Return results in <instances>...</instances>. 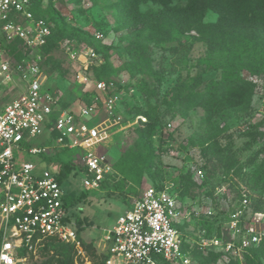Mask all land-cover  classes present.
Instances as JSON below:
<instances>
[{
  "label": "rangeland",
  "instance_id": "obj_1",
  "mask_svg": "<svg viewBox=\"0 0 264 264\" xmlns=\"http://www.w3.org/2000/svg\"><path fill=\"white\" fill-rule=\"evenodd\" d=\"M41 3L44 11L52 4L69 28L88 33L111 47L105 56V63L110 65L105 78L124 83L130 114L144 116L153 125L147 143L140 139L143 128L131 126L120 128L111 144L101 146L114 170V185L86 192L73 173L66 181L68 193L74 196L72 214L82 229L83 254L75 249V264H100L97 247L102 229L114 226L135 194L151 186H170L178 196L187 214L182 231L197 260L201 254L212 252V248L199 246L203 239L209 242L223 231L226 240L233 237L225 223L244 195L259 199L258 207L264 209L263 36L211 30L208 25L218 22L213 12L206 15L197 30L177 11L171 13L151 2H130L128 11H123L120 0ZM186 3L179 0L170 7L182 8ZM63 46L86 48L76 39ZM132 46H137L138 58L130 54ZM53 58L54 64H45L46 86L72 108H78L87 90L77 83L81 65L72 62L62 48L53 52ZM241 82L251 87L247 101L206 123L202 101L219 94L229 83ZM13 88H2V93L19 96L21 88ZM100 120L91 119L87 124L96 125ZM54 144L46 133L28 148L48 149ZM148 149L152 150L151 156ZM81 153L74 149L53 155L68 160ZM229 158L235 162L231 170L227 168ZM36 160V156H26L28 162ZM59 164L54 161L40 166L54 172ZM50 248L43 244L36 254H28L23 264H58ZM229 264H264V253L248 257L243 253L231 257Z\"/></svg>",
  "mask_w": 264,
  "mask_h": 264
},
{
  "label": "built area",
  "instance_id": "obj_2",
  "mask_svg": "<svg viewBox=\"0 0 264 264\" xmlns=\"http://www.w3.org/2000/svg\"><path fill=\"white\" fill-rule=\"evenodd\" d=\"M33 8L32 0H0V264H23L48 238L83 254L80 226L65 202L61 166L54 172L42 169L41 164H50L42 155L54 160V153L81 150L80 155L64 161L75 160L78 166L73 174L82 189L97 192L116 182L101 146L111 144L121 130L147 122L141 115L126 120L130 101L124 83L92 78V68L105 63L92 48L76 51L62 46L72 62L80 63L77 83L88 95V100L81 98L78 108H63L60 95L46 86L43 48L49 43L53 24L37 17ZM16 40L21 42L20 61L7 50ZM10 85L13 90L21 88V94L15 98L3 94L2 88ZM95 118L102 120L87 124ZM46 133L54 145L28 148ZM27 155L36 156V162L26 161ZM171 189L167 185L144 189L114 226L102 229L97 248L106 256L105 264H199L182 231L187 214ZM253 202L244 195L229 215L225 226L231 239L226 240L223 231L199 243L222 255L216 264H229L231 257H240L264 242V210H255Z\"/></svg>",
  "mask_w": 264,
  "mask_h": 264
},
{
  "label": "trees",
  "instance_id": "obj_3",
  "mask_svg": "<svg viewBox=\"0 0 264 264\" xmlns=\"http://www.w3.org/2000/svg\"><path fill=\"white\" fill-rule=\"evenodd\" d=\"M34 2L33 12L37 17L44 18L53 24L52 35L49 38V43L46 47L43 48V55L46 57L45 64H54L55 59L53 58V52L56 51L58 48H62L64 44H70L75 39L86 46V48L94 49L98 54H101L104 59L105 56H108L109 51H111V47H107L103 45V43L99 40H96L92 35L88 33H84L83 31L76 29V28H69L61 14L56 10V8L49 4L46 11H44L41 7L42 0H32ZM175 1L179 0H120V6L123 7V11H128L131 7L130 2H135V5L140 3H148L151 2L153 4H157L160 6L166 7V9H170L171 13L173 11H177L181 16H185V18L191 22L189 23L194 24L197 30L200 28L199 26L202 25L204 18L209 12H213L218 16V22L213 25H208L211 30L214 31H224V32H232L235 33L236 31L241 32L242 34L248 35L249 33H259L261 36L264 37V0H187V3L182 8H174L172 9L170 6ZM133 6V5H132ZM189 17V18H188ZM21 42L16 40L13 44H10L7 48L9 54L15 59L16 61L21 60V54L19 52V45ZM76 51H81L76 47L71 46ZM64 49V48H62ZM136 49V51L134 50ZM65 50V49H64ZM129 52L133 57L138 58L137 55V46L135 48L129 47ZM110 65L108 63H104L100 67H93L91 70L92 78L97 81H109L113 78H105L106 74L109 75L108 69ZM52 90V89H51ZM53 91V90H52ZM251 93V87L249 83L241 82V83H229L222 87V90L219 94H214L205 100L202 101L200 104V108L204 115V120L206 123H211L213 118H217L223 113L238 109L240 108L249 98ZM85 96V100H88V95L83 94L82 97ZM81 97V98H82ZM61 105L63 108H70L71 106L64 102L61 99ZM129 107H127V115L126 120H134L137 115H131L129 112ZM143 129L140 130L141 137L140 139L143 140L145 143L148 142L150 137V131L153 129V125L150 123V120L147 119V122L144 123L142 126ZM216 144V143H215ZM214 144V145H215ZM150 156L152 155V150L148 149ZM149 156V157H150ZM43 160L47 161V163L52 162H59L61 166V173H60V181L62 183H66L70 175L73 171L77 168V163L75 160H70L68 162L64 161V159H52L51 156L42 155ZM232 158V156H230ZM227 159L230 161V165L227 167L233 166L232 159ZM253 161V159H251ZM240 170V169H238ZM237 170V171H238ZM237 174V172H236ZM116 182L110 184L108 183L104 187H109L110 185H114ZM66 186V184H65ZM119 188V185H115ZM103 187V188H104ZM164 186L156 187L158 189L163 188ZM173 189V188H172ZM171 189V192L173 190ZM120 190V188H119ZM67 191V188H66ZM175 194V193H174ZM138 195V194H135ZM74 196L69 194L67 191L65 202L68 206H71L74 202ZM264 198V193L262 195ZM253 208L255 210L263 211L258 207L259 199H254L252 197ZM241 201V199H240ZM81 227L79 229V235L81 234ZM44 246L51 245L50 251L55 252L54 257L55 261L58 264H75L74 256H75V248L61 243L56 238H48L43 242ZM53 246V247H52ZM187 246V245H186ZM264 253V242L259 247H254L247 249L244 252V256L247 257L250 255H258ZM23 256H26V252L22 251ZM193 256L199 264H216L217 261L221 258L220 253L216 252H207L206 254L200 256V259L197 260L194 255ZM100 257V264H105L106 256L99 255Z\"/></svg>",
  "mask_w": 264,
  "mask_h": 264
}]
</instances>
